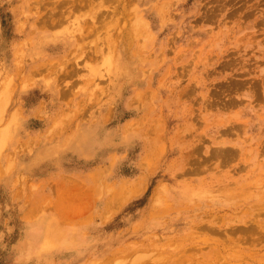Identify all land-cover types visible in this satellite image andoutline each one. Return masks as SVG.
Segmentation results:
<instances>
[{
  "label": "rangeland",
  "instance_id": "374dc122",
  "mask_svg": "<svg viewBox=\"0 0 264 264\" xmlns=\"http://www.w3.org/2000/svg\"><path fill=\"white\" fill-rule=\"evenodd\" d=\"M0 264H264V0H0Z\"/></svg>",
  "mask_w": 264,
  "mask_h": 264
},
{
  "label": "bare ground",
  "instance_id": "6f19581e",
  "mask_svg": "<svg viewBox=\"0 0 264 264\" xmlns=\"http://www.w3.org/2000/svg\"><path fill=\"white\" fill-rule=\"evenodd\" d=\"M132 187H134V186H132ZM134 188H135V187H134ZM134 188H133V189H134ZM132 191H133V190H132ZM133 192H134V191H133ZM130 193H131V192H130ZM131 194H132V193H131ZM128 196H129V195H128ZM206 228H208V225H207V227H206ZM210 228H212V227H210ZM47 234H49V236H51V234H52V233H50V231L48 230ZM47 236H48V235H47ZM49 236H48V239H50V237H49ZM206 241H208V239H206ZM251 242H252V241H251ZM251 242H250V243H251ZM256 242H257V243L259 242V241H258V239H257V241H256ZM252 243H253V242H252ZM251 246H252V245H251ZM212 254H213V253H212ZM209 256H211V255H209ZM186 258H188V257H186ZM188 259H189V258H188Z\"/></svg>",
  "mask_w": 264,
  "mask_h": 264
}]
</instances>
